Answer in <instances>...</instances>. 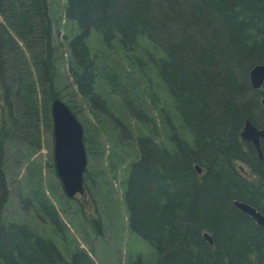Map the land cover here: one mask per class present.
I'll use <instances>...</instances> for the list:
<instances>
[{
    "label": "trees",
    "instance_id": "trees-1",
    "mask_svg": "<svg viewBox=\"0 0 264 264\" xmlns=\"http://www.w3.org/2000/svg\"><path fill=\"white\" fill-rule=\"evenodd\" d=\"M65 1L68 71L98 122L84 140L96 156L105 137L111 158H132L129 228L156 251L155 260L138 263L264 264V228L233 204L264 214V159L240 137L247 119L264 128V86L255 91L249 80L264 62V0ZM56 20L48 0H0V264H97L80 247L67 259L6 214V148L26 141L24 131L36 149L42 116L62 98ZM93 31L101 34L94 51ZM123 134L136 143L130 154L121 152ZM27 194L39 219L57 226L50 198ZM101 224L94 221L97 232Z\"/></svg>",
    "mask_w": 264,
    "mask_h": 264
},
{
    "label": "rangeland",
    "instance_id": "rangeland-1",
    "mask_svg": "<svg viewBox=\"0 0 264 264\" xmlns=\"http://www.w3.org/2000/svg\"><path fill=\"white\" fill-rule=\"evenodd\" d=\"M48 3L51 15L54 12L55 18L59 19L56 20L54 44L57 47L56 84L62 95L61 100L78 112L77 117L83 126L84 136L90 137V131L95 129L98 122L94 120L85 99L76 92L68 71L70 54L64 43L66 1L48 0ZM100 37V33L92 32L89 38L92 50L99 47ZM20 134L26 141L16 139L6 148L7 174L11 190V202L6 212L9 217L21 218L38 234L50 238L67 259L80 247L85 249L97 264H139L140 258L144 261L155 260L154 247L133 232L128 224L124 192L132 158L128 157L125 161L115 156L111 158V146L105 137L99 139L103 154L96 156L91 153L85 139L88 163L84 182L88 196L77 194V199L70 198L65 194L56 172L51 110L48 117L42 116L38 140L40 145L37 144L36 149L27 144L30 141L29 134L24 131ZM129 138L123 134L122 153L130 154L136 148L135 141L128 140ZM87 173L88 176L85 177ZM99 174L100 176H97ZM31 189L38 194L47 195L59 209L61 219L57 226H50L43 218L39 219L41 216L34 210L33 198L27 194ZM73 207V214L63 211L64 208L66 210ZM95 220L102 222L101 235L100 229L98 232L95 229Z\"/></svg>",
    "mask_w": 264,
    "mask_h": 264
},
{
    "label": "water",
    "instance_id": "water-1",
    "mask_svg": "<svg viewBox=\"0 0 264 264\" xmlns=\"http://www.w3.org/2000/svg\"><path fill=\"white\" fill-rule=\"evenodd\" d=\"M249 80L253 90H261L264 86V62L255 64L249 72ZM264 106V99L262 100ZM51 116L54 133V160L57 176L61 180L65 194L73 198L77 194L85 195L84 172L88 159L84 141V130L81 122L61 99H54L51 103ZM243 141L251 144L260 160L264 159V128L258 127L247 119L240 131ZM198 173L202 168L195 165ZM234 206L248 215L258 226L264 228V214L254 206L244 201L234 200ZM204 238L213 244L212 236L204 233Z\"/></svg>",
    "mask_w": 264,
    "mask_h": 264
},
{
    "label": "flooded vegetation",
    "instance_id": "flooded-vegetation-1",
    "mask_svg": "<svg viewBox=\"0 0 264 264\" xmlns=\"http://www.w3.org/2000/svg\"><path fill=\"white\" fill-rule=\"evenodd\" d=\"M88 195H87V193L85 194V195H83V197H87ZM77 197V195L74 197V198H76ZM77 199V198H76Z\"/></svg>",
    "mask_w": 264,
    "mask_h": 264
}]
</instances>
